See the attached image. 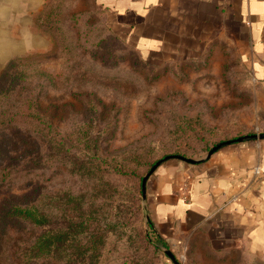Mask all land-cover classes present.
I'll return each mask as SVG.
<instances>
[{"label":"rangeland","instance_id":"obj_1","mask_svg":"<svg viewBox=\"0 0 264 264\" xmlns=\"http://www.w3.org/2000/svg\"><path fill=\"white\" fill-rule=\"evenodd\" d=\"M12 8L8 20L0 11V207L36 203L47 216L3 224L0 264H163L166 251L180 264H264L205 244L197 259L191 246L173 253L144 235L140 180L155 160L197 159L219 139L264 131V90L233 46L144 59L96 0ZM174 163L187 162L166 159L150 176ZM45 230L50 254L37 256L29 245Z\"/></svg>","mask_w":264,"mask_h":264},{"label":"crops","instance_id":"obj_2","mask_svg":"<svg viewBox=\"0 0 264 264\" xmlns=\"http://www.w3.org/2000/svg\"><path fill=\"white\" fill-rule=\"evenodd\" d=\"M96 1L109 28L144 59L195 56L208 45L226 43L264 90V0ZM14 5L21 0L0 1L6 13L1 19H9ZM5 28L0 33L9 38ZM146 209L173 253L191 246L198 259L205 244L218 255L241 250L262 260L264 138L224 145L197 163L163 166L146 181ZM175 261L163 264H180Z\"/></svg>","mask_w":264,"mask_h":264},{"label":"trees","instance_id":"obj_3","mask_svg":"<svg viewBox=\"0 0 264 264\" xmlns=\"http://www.w3.org/2000/svg\"><path fill=\"white\" fill-rule=\"evenodd\" d=\"M106 23V21H105ZM106 27L109 28V26L106 23ZM110 29V28H109ZM110 31L119 38L118 35H116L111 29ZM264 132V131H261ZM250 134V133H247ZM241 135L245 134H235L234 136L222 138L219 139L217 142L212 143L211 146L215 145L216 143L227 140V139H233L236 137H239ZM210 146V147H211ZM210 147H207L208 150ZM170 154H178L183 157H186L185 155L181 153H170ZM166 154V155H170ZM165 155V156H166ZM161 159V158H160ZM157 160H155L153 163H155ZM153 163L151 165H153ZM151 167V166H150ZM142 180V178H141ZM141 180H140V194H141ZM47 213L44 211L40 206H38L36 203H30V204H18L12 201H7L2 204L0 207V244L2 243L5 235V229H4V223L5 222H13L15 224H19L22 222H28L33 225H41L43 221L46 219ZM146 222V229L144 232V235L148 242H151L155 245V247H159V245H165L167 244L164 239L161 238V236L157 233L155 228L153 227L152 222L147 218L145 219ZM52 235L48 231H40L34 239H32L31 244L29 245V248H31L35 255L37 256H49L50 254V243H51Z\"/></svg>","mask_w":264,"mask_h":264},{"label":"water","instance_id":"obj_4","mask_svg":"<svg viewBox=\"0 0 264 264\" xmlns=\"http://www.w3.org/2000/svg\"><path fill=\"white\" fill-rule=\"evenodd\" d=\"M263 138H264V132H258V133H250V134L241 135V136L233 138V139L223 140V141H220V142L216 143L215 145L211 146L206 151L205 155L202 158H200V159H193V158H189V157H183V156L178 155V154H170V155H166V156L162 157L161 159H158L155 163H153V165H151L149 170L142 177V180H141L142 199H145V197H146V181H147L148 177L150 176V174L155 170V168L162 161H164L166 159H170V158H177V159L183 160V161H185L187 163H197V162H200V161H202V160H204L206 158H209L216 150H218L220 147H222L224 145L238 143V142H241V141H244V140H249V139H263ZM166 253L170 256V258L173 261H175L173 255L169 251H166Z\"/></svg>","mask_w":264,"mask_h":264}]
</instances>
